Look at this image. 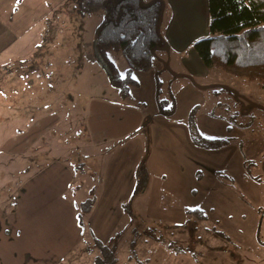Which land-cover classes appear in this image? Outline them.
Segmentation results:
<instances>
[{
    "label": "rangeland",
    "instance_id": "374dc122",
    "mask_svg": "<svg viewBox=\"0 0 264 264\" xmlns=\"http://www.w3.org/2000/svg\"><path fill=\"white\" fill-rule=\"evenodd\" d=\"M78 1L24 0L0 54V264H264V87L198 59L206 0H163L150 68L106 52L127 93Z\"/></svg>",
    "mask_w": 264,
    "mask_h": 264
},
{
    "label": "trees",
    "instance_id": "16d2710c",
    "mask_svg": "<svg viewBox=\"0 0 264 264\" xmlns=\"http://www.w3.org/2000/svg\"><path fill=\"white\" fill-rule=\"evenodd\" d=\"M206 2L209 34L192 45L198 59L206 68L217 67L264 87V0ZM78 3L79 11L83 14L103 12V20L96 31V53L109 70L112 85L120 88L122 93H127L130 85L137 82L132 78L130 69L125 78L119 77L106 52L121 50L130 68H150L156 51L167 43L156 32L161 2L154 0L147 7H142L139 0H79ZM166 110L163 112H172L170 108ZM194 135V141L206 148H217L224 143L222 139ZM188 213L194 214L197 219L207 217L204 210L199 208L189 209ZM96 243L109 259L95 264L117 262L114 241L109 244Z\"/></svg>",
    "mask_w": 264,
    "mask_h": 264
},
{
    "label": "crops",
    "instance_id": "0c3cea01",
    "mask_svg": "<svg viewBox=\"0 0 264 264\" xmlns=\"http://www.w3.org/2000/svg\"><path fill=\"white\" fill-rule=\"evenodd\" d=\"M200 2L201 7L203 8L202 1L200 0ZM185 3L188 4V6L193 5L191 1ZM205 9L207 10L206 6ZM24 12V0H0V54L2 52H6L12 39L21 37L22 33L26 30L25 25L23 26V28H21L20 26V21L23 19L21 15L24 14ZM13 14H17L18 16L12 17ZM176 15L177 11L173 12V17L170 24L168 25L167 36L171 35L170 29L172 28L173 22L176 19ZM7 58L8 61H6ZM9 60L10 58L8 55L4 58L2 64L0 65V77H3V79L5 77L6 65L9 63Z\"/></svg>",
    "mask_w": 264,
    "mask_h": 264
},
{
    "label": "water",
    "instance_id": "95a60500",
    "mask_svg": "<svg viewBox=\"0 0 264 264\" xmlns=\"http://www.w3.org/2000/svg\"><path fill=\"white\" fill-rule=\"evenodd\" d=\"M140 1V5L142 7H147L149 6L154 0H150L148 2H144L143 0H139ZM161 2V12H160V16H159V20L158 23L156 25V32L159 35L160 38H162V35L160 34V25H161V21H162V17H163V12H164V1L163 0H159ZM164 48H168L167 44L164 43Z\"/></svg>",
    "mask_w": 264,
    "mask_h": 264
}]
</instances>
